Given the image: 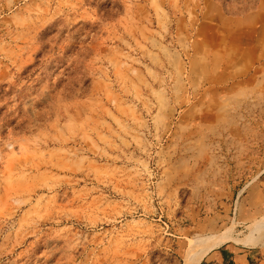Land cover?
<instances>
[{
    "label": "rangeland",
    "instance_id": "1",
    "mask_svg": "<svg viewBox=\"0 0 264 264\" xmlns=\"http://www.w3.org/2000/svg\"><path fill=\"white\" fill-rule=\"evenodd\" d=\"M233 17L264 2L0 0V264H182L255 228L264 75L212 83L234 64L197 46Z\"/></svg>",
    "mask_w": 264,
    "mask_h": 264
},
{
    "label": "crops",
    "instance_id": "2",
    "mask_svg": "<svg viewBox=\"0 0 264 264\" xmlns=\"http://www.w3.org/2000/svg\"><path fill=\"white\" fill-rule=\"evenodd\" d=\"M247 20L233 17L228 19L230 27H226L221 24L226 21L220 18L199 26L200 43L197 46L205 43L208 60L210 53L214 56L208 68L219 65L218 56L234 64L221 66L223 72H212V83H233L228 77L237 75L236 68L241 69L239 73L244 76L245 83L257 84L264 75V27L257 29L253 24L242 25ZM234 196L238 201L240 197L242 199L238 203H242L243 218L259 220L264 215V168L246 181ZM236 239L240 242H227L209 252L201 264H264V232L258 236L253 229Z\"/></svg>",
    "mask_w": 264,
    "mask_h": 264
},
{
    "label": "bare ground",
    "instance_id": "3",
    "mask_svg": "<svg viewBox=\"0 0 264 264\" xmlns=\"http://www.w3.org/2000/svg\"><path fill=\"white\" fill-rule=\"evenodd\" d=\"M254 232L258 236L264 232V217L260 221L256 222ZM245 239L246 238H244L243 240H245ZM249 239H250V237H249ZM237 240L238 239H236L235 237L231 236L230 234H228L227 232H224V231L218 235L217 234L216 235H214V234L205 235L204 234V235L197 236V237H195L189 241L188 247H187L185 254H184V257H183V263L182 264H200L202 259L212 250L222 246L223 244H225L229 241L237 242ZM239 240H238V242H240ZM243 240H242V242H243ZM250 242H251V240H250ZM245 244H246V242H245Z\"/></svg>",
    "mask_w": 264,
    "mask_h": 264
}]
</instances>
